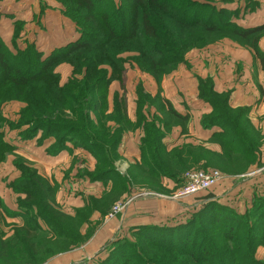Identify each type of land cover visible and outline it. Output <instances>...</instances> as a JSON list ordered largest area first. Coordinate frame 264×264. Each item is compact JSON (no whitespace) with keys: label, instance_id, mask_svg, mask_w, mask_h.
Instances as JSON below:
<instances>
[{"label":"trees","instance_id":"trees-1","mask_svg":"<svg viewBox=\"0 0 264 264\" xmlns=\"http://www.w3.org/2000/svg\"><path fill=\"white\" fill-rule=\"evenodd\" d=\"M52 1L61 6L63 16L75 26L78 38L74 42L44 57L32 44L10 51L0 39V110L8 102L25 106L19 125L30 129L23 137H32L40 130L45 137L57 138L54 154L64 150L67 142L96 154L101 160L98 165L107 167L91 173L90 180L109 181L115 175L112 188L118 197L127 195L132 183L147 184L155 190L160 178L182 183L184 172L199 167L198 170L205 172L218 169L230 175L228 170L246 166L247 171L256 164L258 137L250 130L247 120L236 117L242 111H230L224 104V96L214 94L210 84L202 82L200 97L215 103L216 111H221L224 118L215 119L216 115H212L204 120V126L216 124L223 131L221 154L191 146L167 154L161 143L164 133L154 124L157 119L147 123L141 118L139 125L143 122L144 132L141 164L129 167L130 170L138 168L136 175H130V179L122 177L114 170V163L119 159L120 137L130 129V122L123 116L117 96L111 113H106L107 94L111 83L122 79L126 64L159 81L184 62L187 52L222 39L248 46L264 66V55L257 47L264 27L239 28L221 16L226 11L218 9L215 0ZM128 53L134 57L126 61L122 56ZM61 64L72 68L73 80L64 84L55 72ZM137 96L138 110L146 104L154 105L139 90ZM167 109L175 120H185L170 107ZM3 122L0 113V129ZM241 133H244V144ZM8 148L0 134V162L5 159L4 152L10 151ZM14 166L24 184L21 189L14 188L25 196L19 207L24 211L36 208L38 213L12 228L10 235H4L5 207L0 198V264L44 263L59 247L72 245L76 231L89 225L92 212L104 215L106 206L89 212L88 205L76 210L72 217L65 215L54 205L55 188L35 170H23L20 164ZM204 199L201 208L190 212L185 219L162 226L138 227L136 238L140 240L141 252L134 249L133 252L128 247L131 250L128 253L126 247L117 248V244L109 249L103 264H264L255 259L257 247L264 245V197H254L243 214L221 204L211 194ZM37 219L54 226L56 233H53L55 229L52 234L51 230H42ZM209 231L217 237L209 238L208 234L212 235Z\"/></svg>","mask_w":264,"mask_h":264},{"label":"crops","instance_id":"crops-1","mask_svg":"<svg viewBox=\"0 0 264 264\" xmlns=\"http://www.w3.org/2000/svg\"><path fill=\"white\" fill-rule=\"evenodd\" d=\"M254 2L256 8L259 3L260 9H256L253 16L244 15L243 11L247 14L248 10H246V3L242 0H215V5L218 9L240 11L239 13L244 17L239 16L240 18L233 21L239 28L264 27V6H261L260 0H254ZM15 32H17V38L14 40ZM76 36L75 26L63 16L61 6L52 0H0V39L10 51H13L14 47L22 50L27 44H32L46 57L53 50L74 42L78 38ZM257 47L264 55V35L260 37ZM127 66L121 80L126 97H119L118 93L122 91L121 83L112 82L108 89L109 109L106 112L111 113L114 96H117L118 102L122 104L123 116L130 122V129L122 133L117 148L119 159L115 165L118 166L122 177L126 176L130 179V175H136L138 168L130 170L129 167L141 164L140 149L144 134L143 122L139 125L141 118H145L147 123L157 119L154 124L164 133L161 143L167 154L183 146L202 147L214 154H221L220 141L224 139L220 136L223 131L216 124H211L210 127L204 126V120L212 115H216L215 119L218 116L223 120L224 118L221 111H216L215 103L212 104L200 97L202 82H208L214 94L224 96L222 97L224 104L230 111H242L241 114L236 113V117L248 121L250 130L258 137V152L256 164L251 165L246 171L245 184L237 186V183L234 184L230 178H226L218 181L209 193L182 198L180 202H173L172 199L166 198V196L170 197V191L176 186L175 182L167 178L165 180L160 178L158 181L159 191L149 189L147 184L132 183V192L136 189L145 193L132 194L126 201L128 204L124 211L121 216H117L123 225L126 223L127 228L131 229L175 223L187 218L190 212L201 208L207 194L213 195L221 204L230 205L236 210H247L254 197H264V66L251 48L241 46L230 39H222L204 48L192 49L186 53L184 62L176 70L159 81L141 72L132 64ZM58 68L56 73L60 74V83L64 84L65 81ZM64 70L69 73V76L71 75V67ZM138 90L148 95L154 105L146 104L141 111L138 110ZM168 107L185 120L183 122L175 120L169 114ZM241 135V143L244 144V133ZM50 145L44 142L42 149H35L43 156L35 160L36 165L42 168L43 174L40 175L45 180H50L58 186L56 202L61 212L72 217L76 210L86 205L85 200L96 195L91 193L90 195L86 191L82 194L83 196L74 195L62 201L63 194L60 189L62 183L76 176L78 172L75 163L78 152L72 149V151L64 150L48 154L47 149ZM68 149H70L69 145ZM79 157L83 158L81 154ZM77 177L76 180L81 181L82 184L88 181L82 176ZM71 182H74V179ZM105 188L110 189L111 186ZM102 190L99 192L101 193ZM123 196L126 195H121L117 201L122 200ZM233 200L235 202H232ZM101 218L100 212H95L92 221L102 222L103 218ZM113 226L112 223L106 227L109 229ZM121 228L122 224L116 229L118 231ZM105 235L92 241L93 247H89L87 251L83 250L84 254L94 255L100 251L103 244L102 236ZM256 256L261 260L260 256L263 255L258 252Z\"/></svg>","mask_w":264,"mask_h":264},{"label":"rangeland","instance_id":"rangeland-1","mask_svg":"<svg viewBox=\"0 0 264 264\" xmlns=\"http://www.w3.org/2000/svg\"><path fill=\"white\" fill-rule=\"evenodd\" d=\"M114 2H118V0H113ZM243 3H246V10H248L247 14L246 12L243 11L244 15H254V12L256 9H260L259 3L256 8V3L254 0H242ZM261 6H264V0H260ZM217 7V6H216ZM259 7V8H258ZM220 9V8H219ZM226 11V13L221 14L222 17L228 18L232 22L235 21V19L244 17V15L240 14V11L237 12H232L231 10L228 9H223ZM253 11V12H252ZM242 13V12H241ZM264 35V32L260 35L261 37ZM78 37V34L77 36ZM235 42V41H234ZM215 43V42H214ZM126 61L130 59V57H134V54H123L122 56ZM127 65L131 64H126L124 66V69L128 67ZM59 67V68H58ZM70 67L67 64H61L57 66L59 72H61V76L63 81L69 82L73 80L72 77V72L71 75L69 76V73L66 72L64 69H68ZM56 68V69H57ZM56 72V70H55ZM125 72V70H124ZM122 73V75L124 74ZM60 78V74H58ZM122 80V79H121ZM121 80L118 81L121 83ZM121 83V88L122 91H120L119 97L123 98L126 97V93L123 90ZM120 105L122 106L121 102ZM25 106L19 102H8L4 104L1 107L0 113L2 118L4 119L3 125L0 129V134L2 135L3 141L6 144L7 148L10 149V151L4 152L5 154V159L0 162V198L3 201L5 210L3 212V225H2V230L4 235H8L9 233L12 232V228L14 227H19L23 224V221L26 219H30L33 217V215H36L38 213V209L36 208H30V210L24 211L21 207H19L20 202L24 201L25 196L22 194V192H17L14 190V188H19L21 189L24 187V184L19 180L21 173L16 169L15 164H20V166L24 169L27 170H35L37 175L40 176L42 179H44L41 175L43 174L42 168L38 165H36L37 159H40L41 157L43 158L42 154L40 151H36L35 149H42V144L44 142H47V144H51L50 147L47 149L48 154H54L56 152V142L57 138L53 136H48L45 137L43 135L42 131L38 130L35 132L32 137H23L22 135L28 131L27 129L28 126H23L19 125L20 121L23 120V118L20 116L22 109ZM105 116V112H103ZM99 117L100 120L103 118ZM17 126L20 128L16 130ZM22 126V127H21ZM22 133V134H21ZM68 145L70 146V149H68ZM41 146V147H40ZM76 150L78 154L76 155L75 158V163H76V168H78V172L76 176L70 177L65 183H62L61 185V193L63 194L62 201H66V199L70 198L71 196L74 195H81L87 191V193H91L93 195H96L95 198L94 196L89 197L87 200H85V204L88 205L87 211L91 212L92 209L94 208H100L102 206L105 207V217L103 218L104 215L102 216V222H93L92 217L95 215V211L91 213L90 219H89V225L88 226H83L81 229H78L76 231V236L74 242H72V245L65 246V247H59L60 249L56 250L53 255L50 256L44 263L41 264H103L104 260L106 257H108V251L109 249H113L114 246L118 244L119 248L120 246L126 247L128 253H131V250L134 252V250H137L141 252V243L138 238H136V229L137 228H127V225H123V222L120 221L119 217L121 216V213L124 211L123 208L126 204L125 198L129 196L131 198L132 194H144L145 192L139 191V190H134L132 192L128 191V194L126 196H123V199L120 201L118 200V194L115 192L113 193V188L112 184L114 183L115 175L109 177V181H97V182H92L90 180L89 175L92 173L98 172V170L106 168L107 166L101 167L98 165V162L101 161L100 158H96V154L93 153H88L84 150H81L77 147H75L72 143L70 144L67 142L65 144L64 150ZM62 150V151H64ZM83 156V158L79 157V155ZM116 162L114 163V170L116 173L120 175V170H118V166L115 165ZM245 165V163H243ZM198 169H201L199 167ZM223 176L222 179L219 181H222L223 179H231L232 182L237 183V186L241 184L246 183V166H241L240 168H234L232 171L228 170L231 172L230 175H224L220 170L214 169ZM189 171V170H188ZM186 171V172H188ZM184 172L182 175V178L184 177ZM41 174V175H40ZM77 176H82L83 178H86L88 181L85 182V184H82V182L77 181L78 179ZM88 176V177H87ZM74 179V182H71V180ZM166 178H164L165 180ZM45 180V179H44ZM47 181L48 185L50 187H53L56 189V193L58 191V186L54 183H51L50 180H45ZM71 182V183H70ZM183 182V181H182ZM227 184V183H226ZM175 188L170 191L169 196H166L168 199H172L173 202H180L181 199H175L173 195L183 186V183H175ZM106 186H111V188H105ZM100 188V189H99ZM225 188V187H224ZM102 190L100 193L99 190ZM106 189V190H104ZM230 189V186H229ZM155 191H159V187L155 189ZM56 193L54 196V205L56 208H58L59 211H61V208L58 206L56 202ZM95 193V194H94ZM90 194V195H91ZM87 198V197H86ZM227 198V197H225ZM223 198V199H225ZM6 199V200H4ZM96 200V201H92ZM6 205L5 204V202ZM246 201V199H245ZM232 202H235L234 200ZM168 203V202H167ZM246 204V202H245ZM240 207L242 205H239ZM237 212L243 214L245 209L241 210H236ZM38 225L42 230H51V234L53 230L55 229L54 226L45 224L42 220L37 219ZM113 223V227L107 228L106 226H110ZM122 224V228L117 231V226ZM99 225V227H98ZM59 232H61L59 230ZM102 232V233H101ZM212 233L208 234L209 238L214 237V239L217 237L215 233L209 231ZM53 233H56V229L54 230ZM103 240H102V246L101 250L98 251L94 255H86L84 254L83 250L87 251L89 247H93L94 244H92V241L101 238V235H104ZM107 238V239H104ZM90 244H92L90 246ZM133 246V248H131ZM129 247V248H128ZM84 248V249H83ZM115 248V247H114ZM134 249V250H133ZM258 252H260L263 256H260L262 259L259 260L257 256L255 255V259L259 262L264 263V245H259L256 249V254L258 255ZM127 253V254H128ZM168 257V256H167ZM259 257V256H258Z\"/></svg>","mask_w":264,"mask_h":264},{"label":"built area","instance_id":"built-area-1","mask_svg":"<svg viewBox=\"0 0 264 264\" xmlns=\"http://www.w3.org/2000/svg\"><path fill=\"white\" fill-rule=\"evenodd\" d=\"M222 177L223 176L220 172L216 170L208 172L198 169L190 170L184 174L183 186L173 195V197L175 199H182L202 192H207L213 188ZM127 204L128 203H126L125 206Z\"/></svg>","mask_w":264,"mask_h":264}]
</instances>
